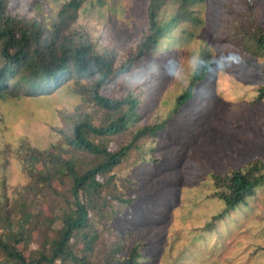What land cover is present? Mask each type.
Wrapping results in <instances>:
<instances>
[{"label":"rangeland","instance_id":"374dc122","mask_svg":"<svg viewBox=\"0 0 264 264\" xmlns=\"http://www.w3.org/2000/svg\"><path fill=\"white\" fill-rule=\"evenodd\" d=\"M22 1L13 0L11 12L47 24L68 2ZM148 2L87 0L71 29L119 65L147 28ZM174 9L166 6L167 12ZM252 29L264 31V0H206L190 7L189 18L129 73L104 85L106 96H142L132 128L161 127L109 174L114 185L106 193V210L113 221L91 212L102 233L101 249L123 236L124 256L137 248L139 264H264V185L226 213L213 182L215 174L264 162V55L255 54L244 35ZM200 69L203 82L178 104ZM6 84L19 93L0 98V233L24 220L30 254L62 227L67 204L40 185L28 189L33 179L25 168L27 150L59 153V130L68 129L66 116L76 108L96 126L108 113L85 99L75 80L40 95L15 87L11 79Z\"/></svg>","mask_w":264,"mask_h":264},{"label":"trees","instance_id":"16d2710c","mask_svg":"<svg viewBox=\"0 0 264 264\" xmlns=\"http://www.w3.org/2000/svg\"><path fill=\"white\" fill-rule=\"evenodd\" d=\"M85 1L63 3L56 19L47 24L14 14L13 0H0V98L18 95V90L7 86L10 79L15 87L23 86L24 91L37 95L59 88L67 80H75L76 90L108 113L96 126L82 108H76L66 116L68 129L59 130V153L27 150L25 168L33 179L28 189L40 185L43 191L63 199L67 204L63 225L47 234L39 250L27 254L25 221L9 223V230L0 233V264H139L143 257L137 248L124 256L123 236H117L115 242L101 249L102 233L96 228L91 212H97L102 220L107 217L112 220L111 212L106 210L109 204L106 193L114 185L110 172L161 126L132 128L139 120L142 96L130 92L123 97H110L101 90L112 79L129 73L138 60L150 55L161 39L189 18L190 7L206 0H149L147 28L125 62L119 65L114 64L113 55L99 52L88 37L71 29ZM166 6L175 9L167 12ZM244 35L254 44L255 54L264 55V31L252 29L244 31ZM204 65L209 69L206 61ZM202 71L198 70L186 92L177 99L178 104L188 101L203 82ZM83 81L87 84L83 85ZM259 99L264 100V89L259 91ZM119 140L124 142L114 148L112 142ZM37 165L41 171L35 168ZM213 182L216 196L224 202L227 213L246 204L255 190L264 185V162L253 161L244 169L215 174ZM111 197L123 203L128 201L114 193ZM21 198L24 200V196Z\"/></svg>","mask_w":264,"mask_h":264}]
</instances>
